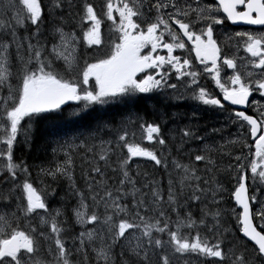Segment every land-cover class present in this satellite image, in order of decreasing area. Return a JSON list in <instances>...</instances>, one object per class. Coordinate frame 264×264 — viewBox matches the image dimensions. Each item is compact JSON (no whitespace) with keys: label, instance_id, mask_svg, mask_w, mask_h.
Here are the masks:
<instances>
[{"label":"snow or ice","instance_id":"6c2138e0","mask_svg":"<svg viewBox=\"0 0 264 264\" xmlns=\"http://www.w3.org/2000/svg\"><path fill=\"white\" fill-rule=\"evenodd\" d=\"M160 93L227 113L235 133L136 114L55 141L62 160L35 177L15 158L41 122L54 137ZM58 179L71 206H53ZM0 264H264V0H0Z\"/></svg>","mask_w":264,"mask_h":264},{"label":"trees","instance_id":"16d2710c","mask_svg":"<svg viewBox=\"0 0 264 264\" xmlns=\"http://www.w3.org/2000/svg\"><path fill=\"white\" fill-rule=\"evenodd\" d=\"M188 98L186 99H181V100H176L174 98H171L169 96H167V94H165L162 99L157 102V106L156 108L158 109V113H155L154 115L156 117H158L161 121L162 124L165 125L166 130H170V129H175V128H179L182 121L180 122V120L176 117H178L179 115H182L184 121L189 119L190 116V122L193 125H197L201 131V125L203 127H205L206 125L209 124V120H213L215 117H217L218 119L216 120L217 123H219L220 125L222 124V120H220L222 117V113L219 110H210V111H206V112H200L197 111V109H195L194 107H189L188 104ZM130 108V107H129ZM125 108H121V109H110V110H100V111H89L87 110L86 112L79 114L76 117H69L68 120L65 121H58L56 122V135L53 137L52 136V141L50 143H48V145L42 149V143H46L43 141H41V138H39L38 136L41 134V132H49V129H51V126L47 127V124H51V122H41L40 126L37 127V131L35 132L33 139L31 141V146L30 148L24 147L23 145H21L20 147H18L16 149L15 152H17V158L20 157L21 159H24L25 162L30 166V170H33V173L37 172L38 169L40 167H49L52 165V154L54 153V149L56 148V143L55 141L57 140H67L70 139L73 136H80L81 134L87 135L89 133H94L95 131H97L98 129L103 128L104 125H108L109 127H118L120 122L124 119H126L129 116H132L131 114H134V112H136L137 110L141 109L140 107H132L130 108L132 113H128V111L124 110ZM162 112L164 119L162 120L160 118L159 113ZM122 113V116L120 117L119 114ZM199 115V116H197ZM208 115H210V117L208 118ZM174 116V118H173ZM94 119V122L92 124H88L90 121H92ZM148 120V119H146ZM220 120V121H219ZM88 124V130H86L85 132L81 133L78 135V133L76 132L77 129H79L80 127H82L83 125ZM46 128V129H45ZM216 128V127H215ZM52 130V129H51ZM233 130L235 131V126H233ZM70 131V132H68ZM63 137V138H61ZM105 138H108L107 136H105ZM37 149V151L42 150L41 153L37 154L41 157L40 161L38 164L36 163L35 165L32 163H28L27 161L29 160V158H32L33 154L35 150ZM83 154L81 153L80 155H78L76 157V159L78 158L79 161H81L80 156H82ZM25 156V157H24ZM27 156V158H26ZM16 157V155H15ZM81 163L77 164L78 166ZM37 166V167H35ZM143 167H148V166H143ZM141 167V168H143ZM80 173H81V169L80 167H77L76 169V176H77V180L79 183L83 184V181L80 179ZM152 176H158L160 175V177H164V179L166 180V176L165 173L163 172L162 169L159 170H155L153 169V173L151 174ZM65 181V180H64ZM63 179H59V181L56 183V186H52V181L50 180H46V183L49 185V191L54 188L57 190V193L59 195V199H58V203L60 207L61 205H63V203L61 204L60 201V197L61 199L65 196V194L68 191H64L65 187L63 185ZM51 182V183H50ZM226 186H228L229 188L231 187V184L228 183L227 181H225ZM65 184L67 185L68 188V182L65 181ZM64 191V193H63ZM63 193V194H62ZM62 194V195H61ZM227 194V193H226ZM63 199H66L67 201H69L71 198L64 197ZM230 202V201H228Z\"/></svg>","mask_w":264,"mask_h":264},{"label":"rangeland","instance_id":"374dc122","mask_svg":"<svg viewBox=\"0 0 264 264\" xmlns=\"http://www.w3.org/2000/svg\"><path fill=\"white\" fill-rule=\"evenodd\" d=\"M99 0H97V2H98ZM202 84L205 86V84H206V80L205 81H202ZM208 88V87H207ZM169 92H171V90H168ZM192 105H195V108L197 109V111H203V112H206V111H210V110H212V109H208L206 106H201V107H198L194 102H192V101H190L189 102V107H191ZM137 106H140V104H138L137 102H134V103H129V104H127V107L129 108H132V107H136L137 108ZM140 107H143V108H145V106H140ZM156 111H157V113H158V109L156 108ZM86 112V111H85ZM160 112V111H159ZM82 113H84V112H82ZM82 113H80V114H82ZM140 113H143V111H141ZM137 113H135L133 116H135ZM159 115H160V118H161V115H163L162 114V112H160L159 113ZM198 116V115H197ZM173 118H174V116H173ZM218 118H214L213 120H209V124L208 125H206L205 127H203L202 125H201V132H210L211 131V129L213 128V127H216V128H218V129H223V131L221 132V133H219V134H216V135H212V136H210L209 137V139H210V141H213V142H217V143H223V142H225V138L226 137H228L229 138V136H230V134L232 135V133H228V134H226L225 133V127L224 126H222V125H220L219 123H217L216 122V120H217ZM190 120V116H189V119L188 120H186V121H183L182 123H181V125H180V127H183L184 125H186V124H191V122L189 121ZM220 121V120H219ZM94 122V119L92 120V121H90L88 124H92ZM57 124V123H56ZM88 124H86V125H83L82 127H80L79 129H77L76 130V132L78 133V135L79 134H81V133H83V132H85L86 130H88ZM40 126V124H38V125H35V132L37 131V127H39ZM48 126H51V124H47V127ZM233 126L234 125H229V127L231 128V129H233ZM46 129V128H45ZM234 131V130H233ZM51 132H52V130L51 129H49V132H41V134L38 136L39 138H41V140L43 139V141L44 142H46V143H42V149L43 148H45L47 145H48V143H50L51 141H52V135H51ZM68 132H70V131H68ZM235 132V131H234ZM61 138H63V137H61ZM140 138V133H139V131L137 132V140ZM47 144V145H46ZM42 152V150H39V151H37V149L35 150V152L33 153V156L35 157V156H39V155H37V154H39V153H41ZM59 160H62V156H60V157H58L57 156V154L54 152L53 153V157H52V165L55 163V162H58ZM37 161H40V160H37ZM76 164H79V163H81V161H79L78 160V158L76 159ZM39 162H37V164H38ZM36 164V163H35ZM34 164V165H35ZM51 165V166H52ZM35 167H37V166H35ZM50 167V166H49ZM142 167H143V165H142ZM141 171L142 172H146V173H148L149 175H151L152 173H153V168L151 167V166H148L147 168L146 167H143V168H141ZM159 177H160V175H158ZM59 181V179L56 181V182H53V184H52V186L54 187V186H56V183ZM63 181H64V179H63ZM66 181V180H65ZM65 181L63 182V185H64V187H65V192L66 191H68V188H67V185L65 184ZM55 191H56V196L55 197H50V199H51V201H52V203H53V206L54 207H58L59 206V203H58V199H59V195H58V193H57V190L55 189ZM64 191H63V193H64ZM62 193V194H63ZM68 193V192H67ZM67 193L65 194V196L64 197H67L68 195H67ZM61 194V195H62ZM63 197V198H64ZM61 199V197H60V201H61V204L63 203V204H65V203H67V205L68 206H71L72 204H74V200L73 199H70L69 201H67L66 199ZM76 230H78V229H76ZM75 231V230H74Z\"/></svg>","mask_w":264,"mask_h":264},{"label":"bare ground","instance_id":"6f19581e","mask_svg":"<svg viewBox=\"0 0 264 264\" xmlns=\"http://www.w3.org/2000/svg\"><path fill=\"white\" fill-rule=\"evenodd\" d=\"M188 104H189V102L190 101H192V102H194L198 107H201L202 105H200L197 101H195V100H193V99H189L188 98ZM191 107H194L195 108V105H192ZM190 107V108H191ZM196 109V108H195ZM125 111H128V113H132V111H131V109L130 108H128V107H125V109H124ZM141 109H139V110H137L136 112H134V114L135 113H137V114H139V111H140ZM144 111V110H143ZM201 112V111H200ZM122 113L123 112H121V114H119L120 115V117L122 116ZM222 113V112H221ZM134 114H131L132 116L134 115ZM199 116V115H198ZM176 118H178L179 120H180V122H181V120H183L184 121V119H183V117H182V115H179L178 117H176ZM217 118V117H216ZM146 119V118H145ZM220 120H222L221 122H222V126H224L225 127V133L226 134H228L229 132L230 133H232V134H234L235 132L233 131V129H231L230 127H229V123H228V120L226 119V118H221ZM182 121V122H183ZM231 135V134H230ZM228 139V137H226L225 138V141ZM42 141V140H41ZM31 154H33V153H31ZM15 155H16V157H17V152H15ZM25 157V156H24ZM36 157V156H35ZM52 157H53V154H52ZM26 158H27V156H26ZM37 160H41V157L40 156H38L37 157V159L36 160H34V156H32V158H29V160L27 161L28 163H32V164H35V163H37ZM36 174V173H35ZM51 183V182H50ZM53 183V182H52Z\"/></svg>","mask_w":264,"mask_h":264},{"label":"flooded vegetation","instance_id":"af4514ba","mask_svg":"<svg viewBox=\"0 0 264 264\" xmlns=\"http://www.w3.org/2000/svg\"><path fill=\"white\" fill-rule=\"evenodd\" d=\"M228 31H232L230 28H228ZM222 75H223V73H222ZM206 79L204 78V77H202L201 78V83H202V81H205ZM205 87L207 88L208 87V89H209V83H208V81L206 80V84H205ZM166 94V93H165ZM210 117V115H208V118ZM221 117H223V118H226L227 119V113H225V112H222V115H221ZM229 125V124H228ZM37 157L38 156H36V157H34V160H36L37 159ZM16 158V160L17 161H20V160H23V161H25L24 159H21L20 157H15ZM226 195V197H227V194H225ZM230 203V202H229Z\"/></svg>","mask_w":264,"mask_h":264}]
</instances>
